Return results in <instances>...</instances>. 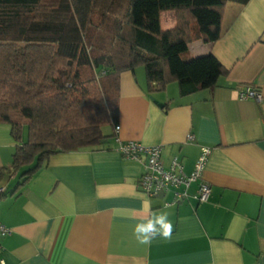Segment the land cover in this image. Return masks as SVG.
<instances>
[{
    "label": "crops",
    "instance_id": "crops-1",
    "mask_svg": "<svg viewBox=\"0 0 264 264\" xmlns=\"http://www.w3.org/2000/svg\"><path fill=\"white\" fill-rule=\"evenodd\" d=\"M161 24L173 29L175 14H162ZM189 55H213L228 74L214 90L182 97L177 83L150 92L142 67L124 72L117 136L112 129L101 148L52 156L19 190L21 172L5 174L0 223L12 232L0 238V264H264V0L229 4L221 39L194 42ZM246 86L262 101L239 100ZM116 137L164 146L165 166L176 158L186 174L201 148H212L209 201L192 198L197 183L175 206L164 207L172 193L148 197L138 187L141 165L122 156ZM16 146L0 124V172L12 168ZM144 199L169 213L171 240H135L134 225L148 216Z\"/></svg>",
    "mask_w": 264,
    "mask_h": 264
},
{
    "label": "trees",
    "instance_id": "trees-1",
    "mask_svg": "<svg viewBox=\"0 0 264 264\" xmlns=\"http://www.w3.org/2000/svg\"><path fill=\"white\" fill-rule=\"evenodd\" d=\"M249 1L0 0V124L18 143L0 181L21 172L19 190L52 156L103 147L124 72L144 67L150 92L214 90L228 70L189 45L219 41L227 6ZM164 13L175 14L171 30Z\"/></svg>",
    "mask_w": 264,
    "mask_h": 264
},
{
    "label": "built area",
    "instance_id": "built-area-1",
    "mask_svg": "<svg viewBox=\"0 0 264 264\" xmlns=\"http://www.w3.org/2000/svg\"><path fill=\"white\" fill-rule=\"evenodd\" d=\"M254 99L261 102L263 95L261 92L246 86L239 93V100L246 101ZM120 126L115 128V134H119ZM192 139V137H189ZM119 144L118 151L128 160L139 163L142 167V173L138 187L151 198L164 196L172 193L171 201L165 202V205L175 206L190 198V189L194 183L198 184V191L192 198L199 204L207 203L211 197V186L203 180L212 148H201L200 155L196 161L195 168L191 174H186L183 166L178 159H173L170 166L166 167L162 161L164 146H144L134 141L123 142L116 137ZM6 192L5 187L0 188V196ZM12 230L0 223V238L7 237ZM1 264H6L4 260Z\"/></svg>",
    "mask_w": 264,
    "mask_h": 264
},
{
    "label": "clouds",
    "instance_id": "clouds-1",
    "mask_svg": "<svg viewBox=\"0 0 264 264\" xmlns=\"http://www.w3.org/2000/svg\"><path fill=\"white\" fill-rule=\"evenodd\" d=\"M143 206L148 212V216L144 217L142 222L134 225L132 235L137 243L144 247H151L154 241L171 240L174 225L169 219V213L162 209L152 210L150 202L143 200ZM165 208L170 205H164Z\"/></svg>",
    "mask_w": 264,
    "mask_h": 264
},
{
    "label": "rangeland",
    "instance_id": "rangeland-1",
    "mask_svg": "<svg viewBox=\"0 0 264 264\" xmlns=\"http://www.w3.org/2000/svg\"><path fill=\"white\" fill-rule=\"evenodd\" d=\"M142 68H144V67H142ZM103 131H104L105 134L106 133H110V131H112V128L111 127H105V128H103ZM27 136H28V130H27V128H25L24 129V140L25 141L27 140ZM17 145H18V143H17Z\"/></svg>",
    "mask_w": 264,
    "mask_h": 264
}]
</instances>
